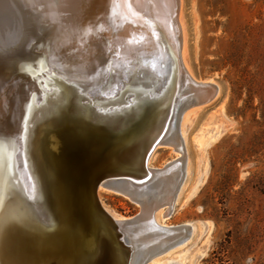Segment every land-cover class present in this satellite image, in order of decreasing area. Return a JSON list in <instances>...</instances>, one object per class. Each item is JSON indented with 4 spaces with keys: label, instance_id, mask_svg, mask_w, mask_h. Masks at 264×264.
<instances>
[{
    "label": "bare ground",
    "instance_id": "6f19581e",
    "mask_svg": "<svg viewBox=\"0 0 264 264\" xmlns=\"http://www.w3.org/2000/svg\"><path fill=\"white\" fill-rule=\"evenodd\" d=\"M150 1L152 4L147 0H0V264H121L107 228L99 218L87 214L76 194L86 175L103 169L136 171L140 166L147 145L143 139L157 125L153 103L137 101V117H125L121 130L107 126L112 124V112L121 110L128 115L129 108L121 103L123 89L139 94L150 76L136 70L124 75L130 82L115 80L111 92L116 98L103 96L92 105L81 106L80 98L71 96L89 81L99 80L95 65L103 63L109 50L118 54L114 59L118 71L138 59L142 67L160 75L167 72L159 65L163 50L148 15L152 8L156 10L157 22L178 49L177 0ZM178 56L181 61L179 51ZM45 60L62 70L64 77L55 81L57 97L46 98L38 107L35 100L23 99L20 84L27 77L34 78ZM180 70L173 115L153 148L163 141L174 150L183 149L176 117L186 106L210 95L206 83L183 77L182 61ZM15 71L23 77L18 80ZM6 73L9 81H4ZM100 92L97 88L93 94ZM92 110L97 113L96 122ZM28 116L36 118L34 123L19 132L22 119ZM138 139L125 155L130 158L134 153L132 159H120ZM170 163L162 173L166 164L151 169L147 158L151 176L144 181L113 176L98 185V197L99 187H107L142 207L141 213L125 221L107 211L131 246L129 264H144L187 235V226L158 225L150 215L156 205L171 208L182 183L183 158Z\"/></svg>",
    "mask_w": 264,
    "mask_h": 264
},
{
    "label": "rangeland",
    "instance_id": "374dc122",
    "mask_svg": "<svg viewBox=\"0 0 264 264\" xmlns=\"http://www.w3.org/2000/svg\"><path fill=\"white\" fill-rule=\"evenodd\" d=\"M175 24L183 77L210 95L176 117L184 153L160 141L149 154L151 169L183 158L172 207L150 215L188 236L144 264H264V0H177ZM98 194L117 220L142 212L121 192Z\"/></svg>",
    "mask_w": 264,
    "mask_h": 264
},
{
    "label": "water",
    "instance_id": "95a60500",
    "mask_svg": "<svg viewBox=\"0 0 264 264\" xmlns=\"http://www.w3.org/2000/svg\"><path fill=\"white\" fill-rule=\"evenodd\" d=\"M148 4H152V1L147 0ZM113 3L110 4V10L113 9ZM112 5V6H111ZM112 8V9H111ZM156 10L152 8V10L149 13L150 21L154 24V28L159 32V39L158 43L162 47L163 54L162 57L159 58V65L162 69H166V73L163 75H160V73H156L151 68H148L147 66H141L139 60H131L129 66L127 68L125 67L122 70H117L116 67H114L115 63V57L118 56L117 52H114L113 50L106 51V54L104 55L103 63H98L95 65V68H97V75L99 76V80L95 83H92V81H89L86 85V87L81 88V91L76 92L73 94V98L79 99L81 106H88L89 104L92 105V103H95L97 99L102 98L103 96L107 97L108 99L116 98L117 94H114V91L111 92L115 88V80L119 81L122 80L125 83H129L130 80L123 79L124 75L127 74H133L134 71H143L145 73H148L150 76L149 81H147L143 85V89L139 94H135L134 91L126 90V89H119V91H123V94L121 95V103L123 105H126L127 108H129L127 114L124 115L121 110L119 112L114 111L110 115L112 116V124L107 126V129L119 131L124 127V121L125 117H132L136 118L138 115V103H136L139 100H149L153 103L155 119H156V126L154 125L148 135L143 139L145 140V144L147 143L145 147V151L140 159V166L137 168L136 171L133 170H108L103 169L102 171L95 172L90 175H86L87 178L83 182L79 183V190L76 194L79 200H82L83 205L85 207V210L87 214L93 215L95 218H99L100 223L107 228L108 232L111 236V241L113 243L114 248L116 249V253L118 257L121 259V264H129L132 249L131 246L125 243L124 236L122 232L119 230V226L116 224V222L113 220L112 216L105 210V208L102 206L99 197L97 195V188L98 185L106 178L109 177H116V176H135L141 178L143 181L151 176L150 172L147 169V158L149 156L150 151L153 148V145L159 140L160 136L164 132L165 128L168 126L169 121L171 120V117L174 112L175 107V101L176 97L179 91V79L181 75L180 70V61L178 56V49L175 45V41L169 33L166 31L165 27L161 25L159 22H157V13ZM103 19V17H102ZM101 20V19H100ZM100 22V27L103 26L102 22ZM105 22V21H104ZM107 23V22H106ZM147 23V21H146ZM106 25V24H105ZM111 26V25H110ZM109 26V27H110ZM104 28L107 29L105 26ZM16 73V71H15ZM8 73L4 74V81H9ZM18 74V80L19 77H23L21 74ZM63 75V76H62ZM58 76L64 77V72L62 70H59L58 67L54 66L47 60H45V65L38 70L37 74L34 78L27 77L26 80H24L20 86H22V97L23 99H31L36 101V105L39 107L40 105H43L46 103V98L53 97L56 98V92L57 87L55 85V81H57ZM7 78V79H6ZM17 80V81H18ZM33 84L31 87L30 85ZM39 85V87H38ZM164 86L159 92V89ZM97 88L101 89V92L98 95H94V90ZM114 94V95H113ZM129 99H128V97ZM41 97H45L44 99H41ZM69 106L72 105L73 101L71 98L68 100ZM93 107V106H92ZM71 109V108H70ZM40 112V111H39ZM92 121H97V113L95 110H92ZM153 114V113H152ZM35 117L30 119V117H25L22 119L21 128L19 132H22L21 130L28 125V127H31L32 124L35 121ZM30 125V126H29ZM127 125V124H126ZM18 138H20V135H18ZM143 138V137H142ZM140 139L135 141L134 143H130L127 148L120 154V159L125 160H131L134 156V153H131L132 156L130 158H126L125 155L126 152H129L130 148L138 143ZM16 150V149H15ZM17 151V150H16ZM129 156V155H128ZM134 159V158H133ZM120 160V161H122ZM172 162V161H171ZM170 162L166 164L165 169L162 170V173H166L167 168H169ZM20 171V170H19ZM22 171V169H21ZM165 171V172H164ZM19 175L17 174V179ZM20 183V182H19ZM73 193V191H72ZM75 198V195H73ZM76 197V198H77ZM85 197L87 200H85ZM73 198V200H74ZM174 198V196H173ZM173 202V200H172ZM171 202V203H172ZM40 208L44 210L42 207V203H39ZM118 251V252H117ZM122 257V258H121Z\"/></svg>",
    "mask_w": 264,
    "mask_h": 264
}]
</instances>
